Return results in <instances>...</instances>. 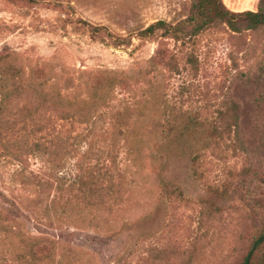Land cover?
Returning a JSON list of instances; mask_svg holds the SVG:
<instances>
[{
  "label": "rangeland",
  "instance_id": "rangeland-1",
  "mask_svg": "<svg viewBox=\"0 0 264 264\" xmlns=\"http://www.w3.org/2000/svg\"><path fill=\"white\" fill-rule=\"evenodd\" d=\"M222 1L234 12L259 8ZM192 3L0 0V125L15 124L0 147V264L241 263L250 218L228 210L199 224V200L264 170L255 128L264 121V28L221 24L186 44L164 40L173 66L151 67L159 43L137 33L185 19ZM84 22L136 37L116 48ZM103 74L125 82L97 91ZM223 113L230 127L216 131ZM105 165L133 189L126 216L78 194L79 176ZM172 186L185 199L168 194ZM249 188L264 191L260 180ZM40 234L58 241L44 261L29 252Z\"/></svg>",
  "mask_w": 264,
  "mask_h": 264
},
{
  "label": "trees",
  "instance_id": "trees-1",
  "mask_svg": "<svg viewBox=\"0 0 264 264\" xmlns=\"http://www.w3.org/2000/svg\"><path fill=\"white\" fill-rule=\"evenodd\" d=\"M69 8L70 10L73 9L71 6ZM85 24L92 37L99 38L100 36H104V39L110 38L108 44L116 48L132 45L133 38L136 37H117L105 26H95L87 22ZM221 24H227L234 31L241 30V26H245L246 29L264 28V0H259V8L256 11L246 10L242 12H234L228 9L222 0H193L190 14L185 19L177 23L158 20L140 30L137 33V37L140 40H154L159 43V47L149 59L151 67L173 66L174 55L169 49L162 47L164 40L171 39L176 43L186 44L196 39L203 32ZM124 82L123 79L103 74L97 78L94 86L95 90L98 91L104 89L106 86L112 88ZM261 105L264 106V104ZM229 124L223 113L222 127L216 126L215 129L216 131L220 130V132H223V128L229 129ZM14 127L15 124L9 127L0 125V147L3 146L5 138L10 137L14 133ZM255 128L256 133L260 134L261 145L264 147V121L255 122ZM3 135L6 137H2ZM53 142L59 143L55 140ZM109 154L113 157L111 154L114 153L109 152ZM104 167L100 168L99 171L93 170L88 175L79 176V184L83 186H79L81 193L76 192L72 187L68 191L71 194H74L75 191L82 199L87 197L91 208L99 209L103 214L105 211L106 214L113 217L119 214L126 216L129 207L133 204L131 202L134 200L133 189L129 188L128 183L125 182L127 179L125 173L118 172L115 174L109 166L105 165ZM244 173L245 175L235 186L211 188L208 190L210 194L208 198H200L201 208L198 222L201 224L202 221L213 219L228 210H241V212H244L253 224L254 234L240 264H246L252 246L264 235V191L256 194L254 190L252 191L249 188L257 180H260L264 185V170L261 175L253 174L251 168L245 170ZM168 194H172L178 199H185L183 190L178 186H172ZM234 198L243 201V205L230 204L229 201ZM216 199L219 202H216ZM33 237L29 251L32 258L39 261L48 259L55 247V243L58 242L56 238L49 234H40ZM249 264H264V241L254 250Z\"/></svg>",
  "mask_w": 264,
  "mask_h": 264
},
{
  "label": "water",
  "instance_id": "water-1",
  "mask_svg": "<svg viewBox=\"0 0 264 264\" xmlns=\"http://www.w3.org/2000/svg\"><path fill=\"white\" fill-rule=\"evenodd\" d=\"M262 241H264V235H263L261 238H259V239L257 240V242L252 246V248H251V250H250V252H249V256H248V258H247L246 264H249V261H250V257H251V255L253 254V252H254V250L256 249V247H257Z\"/></svg>",
  "mask_w": 264,
  "mask_h": 264
}]
</instances>
